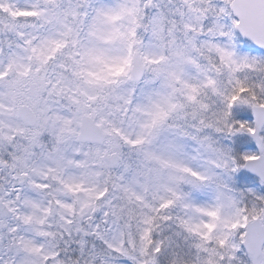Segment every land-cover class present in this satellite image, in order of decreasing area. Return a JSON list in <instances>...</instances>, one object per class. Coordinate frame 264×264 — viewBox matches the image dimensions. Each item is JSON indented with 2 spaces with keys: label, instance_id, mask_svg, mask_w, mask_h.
I'll return each instance as SVG.
<instances>
[{
  "label": "snow or ice",
  "instance_id": "obj_1",
  "mask_svg": "<svg viewBox=\"0 0 264 264\" xmlns=\"http://www.w3.org/2000/svg\"><path fill=\"white\" fill-rule=\"evenodd\" d=\"M0 264H264V0H0Z\"/></svg>",
  "mask_w": 264,
  "mask_h": 264
}]
</instances>
